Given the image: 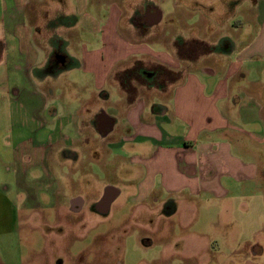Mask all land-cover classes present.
Instances as JSON below:
<instances>
[{
	"label": "crops",
	"instance_id": "1",
	"mask_svg": "<svg viewBox=\"0 0 264 264\" xmlns=\"http://www.w3.org/2000/svg\"><path fill=\"white\" fill-rule=\"evenodd\" d=\"M74 2L0 0L9 35L0 39V89L15 94L14 129L24 133L5 147L0 131V203L15 204L17 189L38 203L42 185L59 187L48 168L56 157L104 168L103 151L114 165L105 175L118 182L103 185L97 208L116 204L139 169L128 202L240 199V223L264 233V0ZM13 77L35 90L11 88ZM112 85L113 103L91 102H109ZM187 242L200 251L205 235ZM238 243L225 264H264V235L245 229Z\"/></svg>",
	"mask_w": 264,
	"mask_h": 264
},
{
	"label": "rangeland",
	"instance_id": "2",
	"mask_svg": "<svg viewBox=\"0 0 264 264\" xmlns=\"http://www.w3.org/2000/svg\"><path fill=\"white\" fill-rule=\"evenodd\" d=\"M68 4L73 9L75 2L69 0ZM4 34L8 35L0 32V39ZM63 37L71 45L72 38L67 32ZM21 71H25L23 64ZM19 77L23 79L21 74ZM12 79L11 85L16 82L21 91L25 88L32 94L35 90L24 86L23 80ZM114 88L112 85L108 90L112 93L109 102H97L96 98L91 102L107 107L116 99ZM3 94L0 89V131L7 147L13 141L11 137L23 138L24 133L14 129L16 122L8 99L15 94L13 91ZM47 134V129H41L38 140L43 141ZM100 155L104 168L97 166V161L91 164L83 155L78 164L56 157V165L51 162L48 168L59 180V187L36 185L40 188L38 203H28L26 194L18 189L13 192L17 195L15 204L0 203V264H189L193 259L197 264H213V261L225 264L229 258L222 254L240 244L238 237L245 229L248 235H264L263 232L254 234L262 224H255L249 230L240 223V199L189 202L179 196L164 195L160 200L155 197L146 203L128 202L141 175L139 169H134L133 183L116 204L111 208L107 204L97 208L103 185L118 182L113 178L108 180L105 172L114 171V165L105 160L107 154L103 151ZM38 172L44 173V168ZM42 182L50 184L48 180ZM119 184L121 188L126 186L121 175ZM1 195L7 197V193ZM76 198L84 201L80 210L70 204ZM170 201L176 204L175 211L169 208ZM192 235H205V242L198 244L200 251L187 242ZM225 235H233L229 238L236 241H228ZM211 239L216 241L215 249Z\"/></svg>",
	"mask_w": 264,
	"mask_h": 264
},
{
	"label": "flooded vegetation",
	"instance_id": "3",
	"mask_svg": "<svg viewBox=\"0 0 264 264\" xmlns=\"http://www.w3.org/2000/svg\"><path fill=\"white\" fill-rule=\"evenodd\" d=\"M105 204L103 203V205L102 206H104Z\"/></svg>",
	"mask_w": 264,
	"mask_h": 264
}]
</instances>
